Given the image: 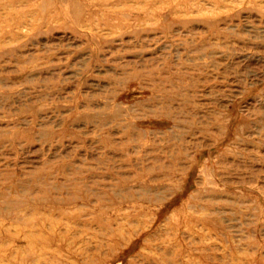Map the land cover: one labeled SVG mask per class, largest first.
Returning <instances> with one entry per match:
<instances>
[{"label": "rangeland", "instance_id": "rangeland-1", "mask_svg": "<svg viewBox=\"0 0 264 264\" xmlns=\"http://www.w3.org/2000/svg\"><path fill=\"white\" fill-rule=\"evenodd\" d=\"M0 264H264V0H0Z\"/></svg>", "mask_w": 264, "mask_h": 264}]
</instances>
